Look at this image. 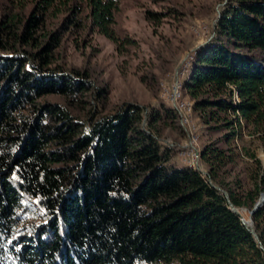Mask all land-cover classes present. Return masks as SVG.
Wrapping results in <instances>:
<instances>
[{"label": "trees", "instance_id": "trees-1", "mask_svg": "<svg viewBox=\"0 0 264 264\" xmlns=\"http://www.w3.org/2000/svg\"><path fill=\"white\" fill-rule=\"evenodd\" d=\"M220 1L180 79L222 130L200 145L202 174L158 140L182 129L170 103L108 105L106 82L64 61L65 42L82 50L93 33L117 52L135 42L116 30L118 0H0V264H264V201L261 245L227 204L249 209L264 189V158L231 147L245 128L264 154V0ZM139 78L155 93L154 73ZM26 201L42 219L21 223Z\"/></svg>", "mask_w": 264, "mask_h": 264}, {"label": "rangeland", "instance_id": "rangeland-1", "mask_svg": "<svg viewBox=\"0 0 264 264\" xmlns=\"http://www.w3.org/2000/svg\"><path fill=\"white\" fill-rule=\"evenodd\" d=\"M118 1L115 13L116 30L119 34L132 37L135 42L128 45L125 51L117 52L110 40L99 33H93L89 44L82 50L74 48L68 42L64 43L65 63L87 65L98 78L103 79L107 84L108 105L122 101L156 105L160 99L170 103L178 114L177 119L182 129L178 132L169 125H163L158 140L162 144L173 145V158L178 162L196 169H205L199 159L200 145L207 139L220 135L222 130H207L199 121L192 110L191 98L180 89V79L187 72L192 53L210 38L221 1ZM147 9L160 11L163 15L157 19L146 17ZM147 72L156 76L158 87L155 93L153 88L147 87L139 78L140 74ZM242 145H248L257 156L264 158L257 140L249 136L245 128L236 139L231 140V147L237 151ZM192 153L197 157L196 160L192 158ZM246 161L236 157L230 165V175L236 173L245 181L243 167ZM25 203L26 216L21 223L42 219L41 211L35 204L27 201Z\"/></svg>", "mask_w": 264, "mask_h": 264}, {"label": "water", "instance_id": "water-1", "mask_svg": "<svg viewBox=\"0 0 264 264\" xmlns=\"http://www.w3.org/2000/svg\"><path fill=\"white\" fill-rule=\"evenodd\" d=\"M209 38V37H208ZM205 43V42H204ZM198 169V171H200L202 174H205L206 173V171H205V169H203V168H201V167H198L197 168ZM209 180V179H208ZM215 187H217V188H219L217 185H214ZM222 192H223V194H224V196H227V193H226V191L225 190H222ZM264 201V189L263 190H261L259 193H258V196H257V199L253 202V204H252V206L248 209L249 210V212L250 213H252L262 202ZM227 204H228V207L233 211V212H235V213H237L238 214V212H237V210H236V207H235V205L231 202V201H229V200H227ZM238 216H239V218H240V220H241V222L249 229V231L253 234V236L257 239V234H256V232H255V230H254V228H253V226L250 224V223H246L241 217H240V215L238 214ZM252 221V220H251ZM257 241H258V243H259V245H261L260 244V241L257 239Z\"/></svg>", "mask_w": 264, "mask_h": 264}, {"label": "bare ground", "instance_id": "bare-ground-1", "mask_svg": "<svg viewBox=\"0 0 264 264\" xmlns=\"http://www.w3.org/2000/svg\"><path fill=\"white\" fill-rule=\"evenodd\" d=\"M177 81V80H175ZM173 99H174V96H173ZM184 117V115H183ZM193 146V145H191ZM236 207V210L238 212V214L241 216V218L246 222V223H250L252 225V219H251V213L249 212L248 208L247 207H238V206H235ZM240 209V210H238Z\"/></svg>", "mask_w": 264, "mask_h": 264}, {"label": "built area", "instance_id": "built-area-1", "mask_svg": "<svg viewBox=\"0 0 264 264\" xmlns=\"http://www.w3.org/2000/svg\"><path fill=\"white\" fill-rule=\"evenodd\" d=\"M173 96H174V95H173ZM182 116H183V115H182ZM183 119H184V117H183ZM191 145H192V144H191ZM192 158L195 159V160H196V158H197V157L194 155V153H192ZM196 162H197V161H196Z\"/></svg>", "mask_w": 264, "mask_h": 264}]
</instances>
